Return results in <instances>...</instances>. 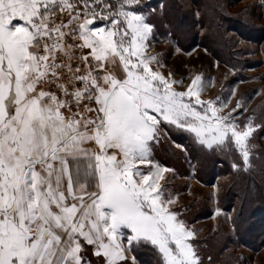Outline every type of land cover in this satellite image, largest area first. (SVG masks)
<instances>
[{"label":"snow or ice","instance_id":"1","mask_svg":"<svg viewBox=\"0 0 264 264\" xmlns=\"http://www.w3.org/2000/svg\"><path fill=\"white\" fill-rule=\"evenodd\" d=\"M158 30L147 0H0V264H205L153 150L175 129L248 170L264 121L177 91L150 67Z\"/></svg>","mask_w":264,"mask_h":264},{"label":"rangeland","instance_id":"2","mask_svg":"<svg viewBox=\"0 0 264 264\" xmlns=\"http://www.w3.org/2000/svg\"><path fill=\"white\" fill-rule=\"evenodd\" d=\"M209 2L147 0L156 12L159 25L149 49V54L156 55L159 63L153 61L150 67L176 81L173 87L177 91H187L191 86L202 101H212L219 113L227 112L239 99L252 110L249 119L260 124L264 121V8L260 7L261 0H219L221 38L216 32H209L208 18L212 14ZM175 5L181 8L179 14L175 9H168ZM244 5L248 8L241 11ZM183 35L188 36L189 42L183 41ZM205 36H209L210 41ZM222 39L228 42V55L221 53ZM186 44L188 47H183ZM197 75L201 76V81L191 85ZM170 133L176 135V130ZM168 138L167 135L165 139ZM172 146L181 152L184 150L173 141ZM249 147L252 160L261 163L251 167L257 172L254 179L258 186V190L255 186L248 187L246 196L250 195L252 201L258 192L264 194V128L255 129ZM196 166V162L183 163L185 176L167 166L162 185L164 195L167 197L170 193L175 199L172 207L179 218L189 229L195 230L205 264L209 257L211 264H264V204L258 210L250 202L246 209L238 198L233 200V207H225L220 193L229 176L226 173L212 176L211 172L206 177L203 174L205 180H198L194 173ZM217 168L223 170L220 165ZM217 208L221 210L219 213ZM229 216L236 221L235 227L232 220L226 219Z\"/></svg>","mask_w":264,"mask_h":264},{"label":"trees","instance_id":"3","mask_svg":"<svg viewBox=\"0 0 264 264\" xmlns=\"http://www.w3.org/2000/svg\"><path fill=\"white\" fill-rule=\"evenodd\" d=\"M168 9H175V12L177 14L181 12V8L177 5H175V7L168 6ZM221 17L222 16L218 11L215 13L212 11V14H210V17L208 18L209 32H211V34H214L216 32L215 34L220 38L222 37V28L221 26H219L218 19L220 20ZM205 37H207L205 38L206 40L210 41L209 36ZM182 38L186 43L189 42L188 36L183 35ZM221 42L222 45H220L223 46V48L221 49V53L228 55V52H226V44L228 42L223 39L221 40ZM183 47L188 46L186 44ZM168 137V139L162 138L160 143L155 146L152 156L154 161L175 169L176 173L180 172V174L178 175L181 176H185L187 174L186 170H183L181 167L183 163H188L189 165V163L192 164V162H196L197 168L194 170V173L195 177L198 180H205V178H202L203 174L205 175L204 177H206L211 172L212 176L222 175L226 173L229 178L224 184L220 193V200H222V202H225V207H233V200L238 198L240 201H243V205L245 208L246 206H249L250 202L252 204V207H255L258 210L263 207V193L258 192L253 196L252 201L250 195L246 196L248 194V187L255 186L256 184L254 175H257V172L251 167H257V165H261L258 160H255L253 158L254 160H251V167L248 170L241 169L237 171L236 169H233V167H229V165L231 166L236 161V159L234 158L235 156L231 151L225 150L227 152V154H225V152H221L219 149H217L216 151L202 149L199 144L193 143L192 137L187 133H180L176 131V135L173 133H169ZM172 141L183 146V152L172 146ZM217 165L223 167V170L221 168V170L219 171ZM212 166L213 169L211 170ZM255 187L256 190H258V186ZM248 197H250V199H248ZM131 254L135 255L138 264H157V256L153 249L149 247H137Z\"/></svg>","mask_w":264,"mask_h":264},{"label":"crops","instance_id":"4","mask_svg":"<svg viewBox=\"0 0 264 264\" xmlns=\"http://www.w3.org/2000/svg\"><path fill=\"white\" fill-rule=\"evenodd\" d=\"M142 171H144V173L147 174L149 169L146 167V169L143 170V168H142ZM162 175L160 177L150 176L149 179L151 180V179L156 178L158 180V183L162 185Z\"/></svg>","mask_w":264,"mask_h":264},{"label":"built area","instance_id":"5","mask_svg":"<svg viewBox=\"0 0 264 264\" xmlns=\"http://www.w3.org/2000/svg\"><path fill=\"white\" fill-rule=\"evenodd\" d=\"M45 90H47V89H45Z\"/></svg>","mask_w":264,"mask_h":264}]
</instances>
